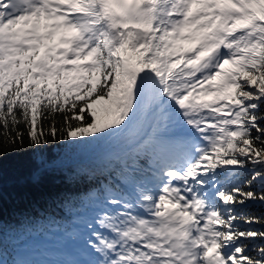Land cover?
<instances>
[{"label":"snow or ice","instance_id":"1","mask_svg":"<svg viewBox=\"0 0 264 264\" xmlns=\"http://www.w3.org/2000/svg\"><path fill=\"white\" fill-rule=\"evenodd\" d=\"M122 136L150 178L56 264H264V0H0V240L7 156Z\"/></svg>","mask_w":264,"mask_h":264},{"label":"trees","instance_id":"2","mask_svg":"<svg viewBox=\"0 0 264 264\" xmlns=\"http://www.w3.org/2000/svg\"><path fill=\"white\" fill-rule=\"evenodd\" d=\"M133 147L129 138L122 136L81 145L53 143L46 149L7 156L3 161L6 224L14 226L26 216L33 220L30 233L16 235L10 227L5 230L0 240L4 264L22 261L17 254L20 249L91 211L96 202L103 201L108 185L131 192L132 184L122 183L129 174L126 169L136 179L150 178L152 157H134ZM134 159L136 167L132 168ZM39 161L46 167L41 168ZM68 194L70 200L66 201ZM248 210L264 215V205L259 203H250Z\"/></svg>","mask_w":264,"mask_h":264},{"label":"rangeland","instance_id":"3","mask_svg":"<svg viewBox=\"0 0 264 264\" xmlns=\"http://www.w3.org/2000/svg\"><path fill=\"white\" fill-rule=\"evenodd\" d=\"M151 161H152V163L154 164L155 162H154V159L152 158L151 159ZM154 167V166H153ZM102 202L103 201H101V202H96L95 203V205L93 206V211L92 212H90V211H88L89 213L87 214V216H90L92 219H91V221H93L94 219H93V217L95 218V216H96V214H97V212L99 211V205L100 204H102ZM90 217L88 218L89 219V221H90ZM84 229H85V231H86V227H85V225H84ZM56 233L57 234H55L56 236H52V235H44L43 237H40V238H38V244L36 243V244H34V245H32V247L31 248H29V249H20L18 252H17V254H18V256H22V257H24L23 259L24 260H29L30 258H31V256L33 255V254H35V253H37V255L39 256V255H41L42 253H44V251H45V249L47 248V249H52V248H56V245H57V239H54V238H56L58 235H60L61 234V232L59 231V229H57L56 230ZM77 241V246H81V247H83L84 248V244H83V240H82V238H80V239H78V240H76ZM40 244V246L39 247H42V250H41V252H39L38 251V246L37 245H39ZM42 245V246H41ZM65 246H68L67 244L65 245ZM41 249V248H40ZM58 251V250H57ZM56 254H58L57 252H56ZM59 256V255H58ZM88 257L89 256H87L86 255V257H84V259H88Z\"/></svg>","mask_w":264,"mask_h":264}]
</instances>
